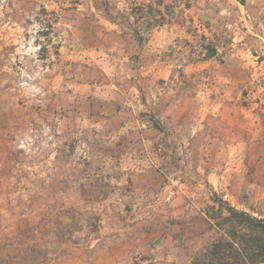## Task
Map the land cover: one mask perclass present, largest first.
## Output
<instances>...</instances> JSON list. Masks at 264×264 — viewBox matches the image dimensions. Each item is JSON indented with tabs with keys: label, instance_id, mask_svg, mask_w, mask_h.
<instances>
[{
	"label": "rangeland",
	"instance_id": "1",
	"mask_svg": "<svg viewBox=\"0 0 264 264\" xmlns=\"http://www.w3.org/2000/svg\"><path fill=\"white\" fill-rule=\"evenodd\" d=\"M263 52L264 0H0V264L201 248L209 183L264 218Z\"/></svg>",
	"mask_w": 264,
	"mask_h": 264
},
{
	"label": "trees",
	"instance_id": "2",
	"mask_svg": "<svg viewBox=\"0 0 264 264\" xmlns=\"http://www.w3.org/2000/svg\"><path fill=\"white\" fill-rule=\"evenodd\" d=\"M159 26L161 24L154 21L147 24L146 29ZM130 34L139 45L142 44L144 39L138 29H132ZM201 49L204 60L218 57L216 46L202 44ZM210 201L212 204L202 213L203 220L206 229L218 237L205 243L192 257L191 264H264V218L237 210L215 192L211 193ZM31 252L37 262L35 251ZM37 252L44 254L41 249Z\"/></svg>",
	"mask_w": 264,
	"mask_h": 264
},
{
	"label": "crops",
	"instance_id": "3",
	"mask_svg": "<svg viewBox=\"0 0 264 264\" xmlns=\"http://www.w3.org/2000/svg\"><path fill=\"white\" fill-rule=\"evenodd\" d=\"M262 59L260 63L264 62V52L262 53ZM212 175L208 174V178ZM210 182V181H209ZM210 184V189L208 191V197L211 195L213 191L217 193V187H214L212 183ZM229 183H226V185ZM255 185L254 183H250V186ZM231 190L234 188V192L226 193L225 200L230 204L234 199H238L240 193L246 192L248 184L243 183L242 181H234L230 182ZM227 189V187H225ZM229 190V189H228ZM234 206V205H233ZM251 209V208H249ZM251 213H259L255 212L253 209ZM202 216V213H199ZM137 223L135 225L148 224L152 227L151 234L156 236L157 239H153V242L149 245H143L142 247H138L137 253L146 256V260L143 261V264H191V259L193 255L200 249L201 245H190L186 244H177V240L166 239L164 240V213H145L137 218H134ZM159 236V237H158Z\"/></svg>",
	"mask_w": 264,
	"mask_h": 264
}]
</instances>
